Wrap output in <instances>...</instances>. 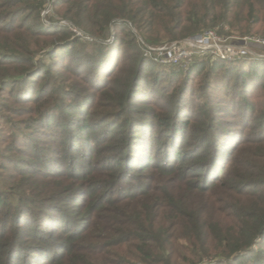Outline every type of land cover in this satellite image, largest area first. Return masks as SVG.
<instances>
[{
    "label": "trees",
    "instance_id": "obj_1",
    "mask_svg": "<svg viewBox=\"0 0 264 264\" xmlns=\"http://www.w3.org/2000/svg\"><path fill=\"white\" fill-rule=\"evenodd\" d=\"M45 9L0 0V264H264V60L138 42L264 39V0Z\"/></svg>",
    "mask_w": 264,
    "mask_h": 264
},
{
    "label": "built area",
    "instance_id": "obj_2",
    "mask_svg": "<svg viewBox=\"0 0 264 264\" xmlns=\"http://www.w3.org/2000/svg\"><path fill=\"white\" fill-rule=\"evenodd\" d=\"M45 1L46 9L42 13L48 14L54 0ZM46 25H49V23H46ZM53 25L64 26L77 37L84 38L88 41L91 40L83 32L76 29L71 23L68 24L62 21L54 23ZM220 37L221 36L215 31L208 30L199 36L186 38L181 41H175L155 48L146 46L143 43L142 45L144 46V55L147 58L154 59L163 65H177L185 60L207 54L222 61H236L244 58L248 54L245 49L248 45H255L264 48L263 39L245 37L242 39L243 43L232 45L227 39H221Z\"/></svg>",
    "mask_w": 264,
    "mask_h": 264
},
{
    "label": "rangeland",
    "instance_id": "obj_3",
    "mask_svg": "<svg viewBox=\"0 0 264 264\" xmlns=\"http://www.w3.org/2000/svg\"><path fill=\"white\" fill-rule=\"evenodd\" d=\"M48 14H45V13H41L40 15V20L42 21V23L46 24L48 23V21L46 20V17H47ZM46 22V23H45ZM62 22V21H60ZM63 22H66L68 24H70V22L68 21H63ZM59 23V22H58ZM215 32H217L216 29H213ZM225 31H228V28L225 27L224 29ZM229 32V31H228ZM204 33V32H203ZM202 33V34H203ZM113 35H114V31H111V35L108 37V40H107V43H109L112 39H113ZM199 36V35H198ZM220 36V35H219ZM245 37H250V38H259V39H263L262 37L260 36H257V35H249V36H244V37H238L237 35L235 34H226V35H222L220 38L221 39H227L228 42L230 44H239V43H243L242 39H244ZM186 39V38H185ZM84 41H86L85 39H82ZM183 39H180V40H174V41H168V42H164L163 44H161L160 46H163L165 44H170L172 42H175V41H181ZM264 40V39H263ZM87 42V41H86ZM138 42L142 45L145 44L146 46H149V47H153V46H150L148 44H146L143 39H138ZM81 43H84V42H81ZM159 47V46H158ZM247 50V55L244 57V59L246 60H249V61H258V60H264V48L263 47H260V46H255V45H248L247 48H245ZM143 50H144V46H143ZM145 54V53H144ZM200 56H197V57H194L192 59H188V60H185L183 62H180L179 66L183 67V69H185L186 67L190 66L193 61L195 60V58H198ZM222 61V60H221Z\"/></svg>",
    "mask_w": 264,
    "mask_h": 264
}]
</instances>
